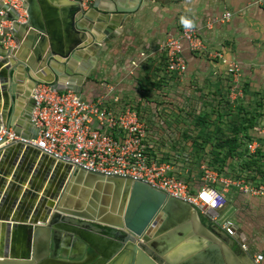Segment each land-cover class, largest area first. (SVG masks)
Wrapping results in <instances>:
<instances>
[{
    "label": "water",
    "instance_id": "obj_1",
    "mask_svg": "<svg viewBox=\"0 0 264 264\" xmlns=\"http://www.w3.org/2000/svg\"><path fill=\"white\" fill-rule=\"evenodd\" d=\"M66 1L62 7L65 34L60 41L53 40L47 27L35 23L26 3L28 19L20 24L17 13L0 0L4 10L0 21H12L4 33L10 32L16 42V46H4L0 41V127L27 139L37 135L30 119L32 89L49 83L56 90L79 92L75 81L88 80L101 44L115 38L126 19L152 0H92L86 7L82 0ZM27 26L40 32L38 40H19V28ZM44 33L50 36L49 48ZM19 48L32 52L30 63L14 56ZM23 78L29 81L27 88H18ZM15 109L22 111L17 121ZM23 145L41 153L17 140H0V264H56L61 261L58 257L65 256L59 248H68L74 235L92 249L81 250L76 257L92 258L94 264H178L168 253V236L160 233L170 226L175 205L197 216L191 205L143 181L87 172L43 153L50 164L39 173L19 158ZM234 227L233 236L216 233L221 242L209 245L203 260L185 259L181 264H255L247 253L232 248L230 241L239 238ZM19 237L27 238L21 256Z\"/></svg>",
    "mask_w": 264,
    "mask_h": 264
},
{
    "label": "crops",
    "instance_id": "obj_2",
    "mask_svg": "<svg viewBox=\"0 0 264 264\" xmlns=\"http://www.w3.org/2000/svg\"><path fill=\"white\" fill-rule=\"evenodd\" d=\"M25 3L28 9H32L35 23L45 29L47 27L53 40L61 41L65 34L62 7L67 1L25 0ZM226 12L231 13L230 17L222 19ZM181 15L190 16L195 21L203 47L191 50L184 42L187 70L182 76H176L165 70L163 56L157 49L168 37L178 35ZM39 33L34 27L27 26L19 28L17 36L22 43H26L31 41V37L38 40ZM43 36L49 48L50 36L47 33ZM209 52H220L227 61H237L240 64L239 84L242 80L241 83L253 92L250 94L252 99L255 93L262 95L260 103L264 105V7L259 0H152L126 19L115 38L101 44L96 52L95 65L87 74L88 80L75 82L80 86L78 93L83 99L92 100L107 95L112 106L134 107L140 116H150L152 112L147 111L148 103H159L160 92L173 89L175 85L188 95L193 89H199L207 99L223 92L226 79L231 80L232 76L227 72L226 63L218 58H209ZM14 56L26 64L30 63L32 52L19 48ZM78 64L79 61L75 68ZM230 80L227 81L229 88ZM28 82L23 78V84L17 87L27 88ZM114 98L118 101H113ZM10 104L9 100L8 106ZM26 104L27 101H24L23 108ZM21 113V110H14L15 121ZM19 158L24 165L31 164L32 169H37L39 173H44L50 164L48 158H43L33 148H26V145L21 147ZM190 168L187 166L183 174L179 168L177 170L195 189L200 184V177L196 179V171L192 172ZM226 197L225 208H235V215L227 218L235 223L240 238L230 241L232 248L242 250L240 243L245 242L251 252L264 256V195L252 196L233 188ZM170 220V226L160 235L168 236V253L178 259V264L185 259L203 260L209 245L221 242L216 233L225 237L228 235L199 211L194 216L192 210L178 205L172 209ZM18 241V254L21 256V244L25 241L20 237ZM71 251L70 247L66 248L61 259L71 262ZM261 264H264V259Z\"/></svg>",
    "mask_w": 264,
    "mask_h": 264
},
{
    "label": "built area",
    "instance_id": "obj_3",
    "mask_svg": "<svg viewBox=\"0 0 264 264\" xmlns=\"http://www.w3.org/2000/svg\"><path fill=\"white\" fill-rule=\"evenodd\" d=\"M8 8L17 13L16 22L25 23L28 11L24 0H1ZM92 0H82L85 7ZM264 7V0H259ZM226 12L222 19H228ZM0 15L4 10L0 9ZM12 21H0L1 43L14 46L15 40L9 30ZM184 42L191 50H199L202 42L194 28L185 30L182 25L177 36L168 37L157 51L163 56L165 70L176 76H182L187 70L184 58ZM209 58L220 59L226 63L227 72L232 76L231 92L238 94L240 64L227 61L220 52L207 53ZM33 99L30 119L37 128L35 139L16 135L11 129L0 127V140L20 141L38 149L41 153L72 167L103 176H119L139 180L159 189L167 196L188 203L200 214L220 226L228 235L236 233L235 223L230 218L221 220L220 210L227 203L228 189L252 195H264V182L247 183L244 180L220 177L206 164H200V184L192 189L190 183L181 177L175 164L164 158L153 147L155 138L146 123L134 107H118L109 103L107 95L92 100L83 99L80 94L70 89L56 90L49 83H39L31 91ZM117 102L118 99L114 98ZM254 138L247 143L249 152L260 147V138H264V116L253 128ZM152 143H151V141ZM215 194V203L207 202L204 194ZM240 247L255 264H261L262 253L251 252L245 242Z\"/></svg>",
    "mask_w": 264,
    "mask_h": 264
},
{
    "label": "rangeland",
    "instance_id": "obj_4",
    "mask_svg": "<svg viewBox=\"0 0 264 264\" xmlns=\"http://www.w3.org/2000/svg\"><path fill=\"white\" fill-rule=\"evenodd\" d=\"M228 80L230 78L226 79V87L217 96L219 98L214 96L207 99L199 89H193L188 95L183 89L176 87L178 85L173 89H164L160 92L159 103H148L146 106L147 111L152 114L140 117L155 137L152 138L154 149L160 156L173 161L182 174L187 166H191V171H196L194 176L198 179L200 164L208 163L210 167H218V170L212 168L219 178L239 179L251 184L263 183L264 176L257 171L256 164L249 163L250 158L246 152L237 150L236 154L228 155L227 148L218 149L214 146L215 143H221L217 141L218 137L231 135L233 130L230 126L233 123L241 121L243 117L264 113V105L260 103L262 95L255 93L252 99L250 94L253 92L241 83L242 80L237 86L238 94L231 92L233 87H228ZM206 134L210 142L203 141ZM259 142L264 144V138H260ZM260 161L264 163V158ZM230 189L233 190L231 187L228 190ZM234 210L232 206L220 210L221 220L235 215Z\"/></svg>",
    "mask_w": 264,
    "mask_h": 264
},
{
    "label": "trees",
    "instance_id": "obj_5",
    "mask_svg": "<svg viewBox=\"0 0 264 264\" xmlns=\"http://www.w3.org/2000/svg\"><path fill=\"white\" fill-rule=\"evenodd\" d=\"M261 116L263 117L264 113L259 112L255 116L243 117L241 121L233 123L232 127L230 126V129L233 130V132H231V135L218 137L217 141H219L221 143H219V144L215 143L214 146H215V148L218 147V149L227 148L226 154H228V155L236 154L237 150H241L242 152H246V154H248L249 158H250L249 163L250 164H256L257 171L259 170L261 176H264V163L262 161H260L262 158H264V144L260 143V147H258L255 150V152H249V150L247 148L248 141H250L252 138H254L253 128L258 124V122L262 118ZM259 117H261V118H259ZM209 140H210L209 136L206 134V136L203 137V141L204 142H210ZM207 165L209 166L208 163H207ZM212 167L214 169L218 168L216 166H212ZM254 179H256V178H254ZM255 181H257V180H255ZM255 183H258V182H255Z\"/></svg>",
    "mask_w": 264,
    "mask_h": 264
},
{
    "label": "flooded vegetation",
    "instance_id": "obj_6",
    "mask_svg": "<svg viewBox=\"0 0 264 264\" xmlns=\"http://www.w3.org/2000/svg\"><path fill=\"white\" fill-rule=\"evenodd\" d=\"M60 237V236H59ZM65 236L63 235V234H61V237L60 238H64ZM73 238L72 239H70V244H69V247L71 248V254H70V256H74L75 258H72V261L71 262H66L65 260H62L61 258H59L58 257V259H60L61 261H59V260H57L58 261V263H56V264H94V260L93 261H91V259H86V258H80V257H76L77 256V254H79L80 253V251L82 250V251H88V250H90V251H92V249L90 248V247H88V246H86V244L84 243V241L79 237V236H72ZM77 239H76V238ZM25 242H23V244L21 245L22 246V249H21V252L23 253V254H25V248L27 247V238H25V240H24ZM74 242V243H73ZM82 244V245H81ZM60 245H61V243H60ZM75 247H74V246ZM78 247V248H77ZM86 247V248H85ZM76 248V249H75ZM234 249L235 250H238L237 249V247H234ZM20 251V250H19ZM59 254H65L64 252H65V248H62V246L59 248ZM72 256V257H73ZM56 259V258H55ZM76 259H78V260H76Z\"/></svg>",
    "mask_w": 264,
    "mask_h": 264
},
{
    "label": "clouds",
    "instance_id": "obj_7",
    "mask_svg": "<svg viewBox=\"0 0 264 264\" xmlns=\"http://www.w3.org/2000/svg\"><path fill=\"white\" fill-rule=\"evenodd\" d=\"M188 11H191V10L188 9ZM229 15L230 14H226V17H228ZM180 24L185 30H188V31H191L196 27L195 21L192 18H190V16H187V15H181ZM204 196L208 197L207 202L215 203V199H214L215 194L212 193L211 191L205 193Z\"/></svg>",
    "mask_w": 264,
    "mask_h": 264
},
{
    "label": "snow or ice",
    "instance_id": "obj_8",
    "mask_svg": "<svg viewBox=\"0 0 264 264\" xmlns=\"http://www.w3.org/2000/svg\"><path fill=\"white\" fill-rule=\"evenodd\" d=\"M203 198H204L206 201L208 200V197H207V196H204Z\"/></svg>",
    "mask_w": 264,
    "mask_h": 264
},
{
    "label": "bare ground",
    "instance_id": "obj_9",
    "mask_svg": "<svg viewBox=\"0 0 264 264\" xmlns=\"http://www.w3.org/2000/svg\"><path fill=\"white\" fill-rule=\"evenodd\" d=\"M76 238V237H75ZM77 239V238H76ZM74 243V242H73ZM74 246V245H73ZM75 247V246H74ZM78 248V247H77ZM76 249V248H75ZM65 253V252H64Z\"/></svg>",
    "mask_w": 264,
    "mask_h": 264
}]
</instances>
